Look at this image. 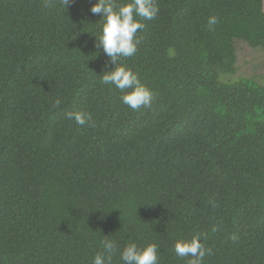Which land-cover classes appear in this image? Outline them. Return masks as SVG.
<instances>
[{
	"label": "trees",
	"instance_id": "16d2710c",
	"mask_svg": "<svg viewBox=\"0 0 264 264\" xmlns=\"http://www.w3.org/2000/svg\"><path fill=\"white\" fill-rule=\"evenodd\" d=\"M95 2L0 0V264H92L106 238L112 264L133 242L187 264L193 236L203 264H264V83L222 79L236 40L264 50V0H155L121 61L154 93L135 111L101 83Z\"/></svg>",
	"mask_w": 264,
	"mask_h": 264
},
{
	"label": "clouds",
	"instance_id": "9594fccd",
	"mask_svg": "<svg viewBox=\"0 0 264 264\" xmlns=\"http://www.w3.org/2000/svg\"><path fill=\"white\" fill-rule=\"evenodd\" d=\"M70 2L71 0H63L65 6ZM90 11L94 15H100L103 20L100 34L95 35V46L102 49L114 65L110 70L104 71L101 83L113 85L118 89L122 93V103L134 111L150 107L154 99L153 91L141 82L136 72L121 61L136 54L139 44L136 33L145 27L137 17L144 20L154 19L159 11L155 0H130L127 3H118L117 0H96ZM215 22V18L209 19V24ZM60 103V100L56 101L57 106ZM66 115L68 119L81 126L92 122L90 114L68 112ZM102 244L103 251L93 257L92 264H112L117 244L107 238ZM173 249L182 259L190 257L187 264H203L204 257L211 254V249L205 248L199 236H193L190 240H177ZM119 257L123 264H158V246L149 243L140 247L134 242L129 243L120 251Z\"/></svg>",
	"mask_w": 264,
	"mask_h": 264
},
{
	"label": "rangeland",
	"instance_id": "374dc122",
	"mask_svg": "<svg viewBox=\"0 0 264 264\" xmlns=\"http://www.w3.org/2000/svg\"><path fill=\"white\" fill-rule=\"evenodd\" d=\"M237 49V71L226 74L222 79H239L241 77H252L264 83V50L253 48L243 40H236Z\"/></svg>",
	"mask_w": 264,
	"mask_h": 264
}]
</instances>
